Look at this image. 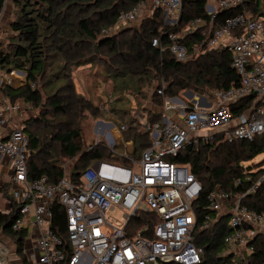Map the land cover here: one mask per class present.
Returning <instances> with one entry per match:
<instances>
[{
	"label": "built area",
	"instance_id": "2783aa9c",
	"mask_svg": "<svg viewBox=\"0 0 264 264\" xmlns=\"http://www.w3.org/2000/svg\"><path fill=\"white\" fill-rule=\"evenodd\" d=\"M244 0H216L206 5L212 20L220 10L241 5ZM148 14L163 10L164 19L177 23L182 0H144L117 19L116 28L134 23L141 8ZM177 16V18H175ZM165 20V21H166ZM167 24V23H166ZM211 27L203 18H196L179 32H169L167 43L154 38L152 45L170 52L178 61H187L200 52L197 44L190 54L184 39L203 27ZM108 34V30H103ZM229 36V40L225 37ZM226 42L232 55V67L238 82L228 88L213 89L208 94L186 93L189 101L177 97L165 98L164 105L153 112H161L158 119L140 117L136 126L144 125L150 142L135 155L133 139L125 133L128 124H118L102 118L95 119L94 130L101 135L94 143H104L115 155L128 163L106 160L93 161L72 181L61 162L64 176L57 182L41 175L28 179L29 143L21 115L27 106L20 100L0 98V159L11 172L10 195L22 203L21 217L14 229H32L35 243L28 259L39 264H200L204 248L196 243L198 200L203 186L191 171L189 163L174 160L188 145L199 149L202 145L253 140L264 136V14L252 16L248 11L228 17L210 36L208 48ZM219 47V46H218ZM18 79L25 80L26 72ZM15 76V72L9 74ZM11 80V79H10ZM3 82L0 77V85ZM164 85L157 90L163 94ZM193 91V90H192ZM196 95L200 97L196 99ZM251 97V105L234 115L233 105ZM178 98V99H176ZM212 98L213 101H209ZM112 101V100H111ZM104 110V104H100ZM149 110V109H147ZM135 126V125H134ZM117 146H123L118 153ZM264 154V153H263ZM245 164V163H243ZM245 166V165H244ZM247 167V166H245ZM257 167V166H255ZM257 168L252 169V172ZM248 181L251 174L246 175ZM264 181V174L252 182L244 193L231 195L219 185L207 195L209 202L203 228H214L226 218L228 233L224 238L223 255L234 257V264L248 263L254 251L255 238L264 233V213L244 204L246 195L255 193ZM240 184V178L236 179ZM57 196L65 207L66 226L71 254L66 253L64 239L51 228L52 202ZM122 210L121 220L112 214ZM148 213L152 222L150 236L145 225L142 231L130 235L127 226L139 214ZM113 220H117L113 223ZM118 222V224H117ZM0 235V264H14L7 255V245Z\"/></svg>",
	"mask_w": 264,
	"mask_h": 264
},
{
	"label": "trees",
	"instance_id": "16d2710c",
	"mask_svg": "<svg viewBox=\"0 0 264 264\" xmlns=\"http://www.w3.org/2000/svg\"><path fill=\"white\" fill-rule=\"evenodd\" d=\"M142 1L144 0H12L16 16L12 20L11 29L15 34L8 46L0 49V69L6 72L17 69L25 71L27 79L21 87L25 100L38 107L42 104L45 89L51 108L40 116L23 120L25 132L30 139L27 159L29 180L45 174L52 182L59 181L65 174L61 158L73 161V168L69 173L72 181L79 180L81 173L95 160L128 163L102 142L85 144L82 121L88 116L102 118L106 110L100 107V102L96 104L77 91L72 71L74 67L101 62L109 73H113L115 79H121L123 88H134L139 94L144 93L143 86L152 89L150 97L158 107L164 105L165 98L179 97L188 89L204 94L213 89L228 88L238 82L228 47L208 48L207 42L212 32L221 27L230 16L244 11L255 17L264 14L259 0H244L239 6L220 10L213 20L206 10L208 0H182L180 16L174 25L164 22L163 10H155L146 15L137 26L109 34L110 29L116 28L118 16ZM5 3L6 0H0V13ZM196 18H203L211 24V27H203L184 39L190 54L197 44L200 49L197 56L187 61H178L169 48L161 50L152 45V40L156 37L166 44L169 32L181 31ZM104 29L108 30V34H103ZM15 75L20 76V73L15 72ZM163 85V94H158L157 90ZM10 91L11 88L2 82L0 98ZM251 101V97H246L233 105L234 115L248 109ZM110 110L116 113L115 108ZM161 116V112L148 110L150 119L159 120ZM126 123L129 128L125 137L133 139L135 155L139 156L150 142L149 133L140 131L132 121ZM35 124L41 127L33 130ZM263 153L262 135L253 140L202 145L199 149L188 145L174 159L189 163L192 173L203 186L198 200L199 220L195 230L196 243L204 248L200 264H234L232 255H223L226 250L224 238L229 229L227 217L224 216L214 228L202 227L205 212L209 211L206 207L209 204L207 195L216 185L229 193L232 199L237 194L244 193L252 182L264 174V167H245L243 163ZM254 168L257 171L252 172ZM249 173L252 176L250 181L246 179ZM238 178L241 180L240 184L236 183ZM4 185V197L9 202V210L0 211V235L13 242L22 264H32L25 252L29 230L26 227L13 228L16 220L21 217L22 203L10 195L9 184ZM242 202L250 209L264 213V181L255 193L246 195ZM51 208V228L63 237L64 247L69 255L71 247L66 226V209L57 196ZM150 218L148 213H142L131 219L127 226L130 235H135L148 225L149 231H143L142 234L150 236L155 224ZM253 244L254 251L247 256L246 264H264V233L259 234Z\"/></svg>",
	"mask_w": 264,
	"mask_h": 264
},
{
	"label": "rangeland",
	"instance_id": "374dc122",
	"mask_svg": "<svg viewBox=\"0 0 264 264\" xmlns=\"http://www.w3.org/2000/svg\"><path fill=\"white\" fill-rule=\"evenodd\" d=\"M6 6L5 9H3L2 13H0V49H4L8 46L10 40L14 36V32L11 29V23L12 20L15 18L16 10L15 7L11 6V0H6ZM211 3V0H208L207 5ZM148 15V9L147 7H143L140 9L139 12V18L134 23H127V25L124 24L123 27L118 26L117 29H110L109 34H115L118 31L122 30L123 28L133 27L137 26L141 20ZM177 18V16H175ZM174 18L170 17L169 20L164 19V22L171 25V22ZM166 20V21H165ZM119 29V30H118ZM227 40H229V36L225 35ZM226 42H218L219 45L217 47H222L225 45ZM23 71V70H21ZM73 77L76 85V89L79 93L83 94L84 96L91 98L95 101L96 104L99 102L105 105V108L107 110L105 111L106 114L102 117V119L106 121L113 122L114 124H118L121 121L127 122L132 121L133 125L139 124L138 121L140 117L147 118L148 110L145 109L146 103L149 101L148 97L151 95V90L147 86H143V92L142 94H139L136 89L134 88H123V86L120 84L121 79H115L113 76V73H109L106 69L105 65L101 62L90 64V65H81L78 67L73 68ZM25 72V71H24ZM12 71L6 72L0 69V77H2L3 84L7 85V82H10V85L13 86H23L25 84V80L23 82L13 80L15 76H11ZM27 75V73H26ZM11 79V80H10ZM150 93V94H149ZM196 93V92H195ZM47 92L45 89H43V101L42 104L38 107L32 106L31 103H25L23 102L28 110L22 113V118L24 120L28 118H32L40 116L43 112L47 110H51L48 100L46 98ZM145 94V95H144ZM208 94V93H204ZM187 95V94H186ZM185 94H181L179 96L180 99L189 101ZM144 99V100H141ZM112 100V101H111ZM209 101H213L212 98H208ZM115 108L116 113H112L110 108ZM120 110L118 113L117 111ZM36 125V124H35ZM33 126L34 129H39L41 125ZM95 126V119L91 116H88L86 119L82 121L81 130L83 135V140L85 144L88 142L96 141L99 137L98 133L94 130ZM139 128L141 130H145L144 125H140ZM38 133L40 134V131L38 130ZM123 150V146H117L116 151L120 153V151ZM61 162H66V172L70 173V171L73 168V161L65 160L64 158L60 159ZM60 162V163H61ZM5 162H3V158L0 159V211L7 212L9 210V202L4 197V189H6V186L4 184H9L12 182V175L9 170H6L4 168ZM245 166H261L264 167V154H259L252 160L245 162ZM9 189V187H8ZM10 191V190H9ZM8 191V192H9ZM115 218L120 219L122 215L121 209H116L112 213ZM117 220H113V223H116ZM120 222L122 220L120 219ZM118 224V222H117ZM32 232V229L29 228L30 235ZM1 234V232H0ZM7 238V237H6ZM7 245V255L10 262H13L16 264V261L18 260L17 254L14 252V244L10 240H5Z\"/></svg>",
	"mask_w": 264,
	"mask_h": 264
},
{
	"label": "crops",
	"instance_id": "0c3cea01",
	"mask_svg": "<svg viewBox=\"0 0 264 264\" xmlns=\"http://www.w3.org/2000/svg\"><path fill=\"white\" fill-rule=\"evenodd\" d=\"M216 0H211V3L213 4ZM7 2V1H6ZM11 3H12V0H11ZM259 3H260V9L262 12H264V0H259ZM11 6L13 7V3L11 4ZM6 6V3H5V6L3 9H5ZM3 11V10H2ZM2 13V12H1ZM18 72V71H16ZM20 73V76L23 75V73L19 72ZM19 77V76H18ZM17 75H15L14 78L18 79ZM18 81V80H17ZM23 82V81H22ZM11 88V91L8 92L6 95H3L1 98H8V99H11V100H20V101H23L25 103H29L25 100V93L22 91L21 87L22 86H13V85H10L9 86ZM141 100H144L141 98ZM148 102L146 103V108L145 109H157L158 106L154 105V103L152 102L151 100V97H148ZM23 115H21V118H22ZM23 119V118H22ZM24 120V119H23ZM5 165V164H4ZM4 168L6 169V166H4ZM7 170V169H6ZM33 235V234H32ZM31 234L27 236V239H26V244H25V252L26 254L28 255V252L31 251V249L33 248V245L35 243V240L33 238ZM5 240H10L6 237H4ZM11 241V240H10ZM14 252L16 253V250H15V246H14ZM18 256V255H17ZM19 257V256H18ZM32 264H39V263H36V262H31ZM16 264H22L21 263V260L20 258H18V260L16 261Z\"/></svg>",
	"mask_w": 264,
	"mask_h": 264
},
{
	"label": "water",
	"instance_id": "95a60500",
	"mask_svg": "<svg viewBox=\"0 0 264 264\" xmlns=\"http://www.w3.org/2000/svg\"><path fill=\"white\" fill-rule=\"evenodd\" d=\"M16 71L23 72V71L18 70V69L17 70H13L12 72H16ZM25 78L27 79V75L25 76ZM7 85L10 86V82H7ZM184 93L189 94V95L192 96L194 91H192L191 89H188V90H185ZM199 97H200L199 95H196V99L199 98ZM176 99H178V98H176Z\"/></svg>",
	"mask_w": 264,
	"mask_h": 264
}]
</instances>
